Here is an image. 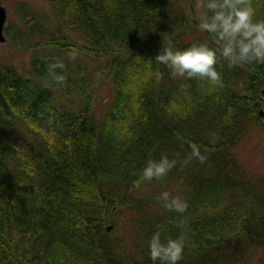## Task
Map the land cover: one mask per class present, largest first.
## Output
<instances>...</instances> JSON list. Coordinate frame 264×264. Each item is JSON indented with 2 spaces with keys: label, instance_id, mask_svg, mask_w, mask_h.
Here are the masks:
<instances>
[{
  "label": "trees",
  "instance_id": "16d2710c",
  "mask_svg": "<svg viewBox=\"0 0 264 264\" xmlns=\"http://www.w3.org/2000/svg\"><path fill=\"white\" fill-rule=\"evenodd\" d=\"M46 1L55 27L20 2L19 22L4 28L31 49L32 75L0 63V264H152L151 234L162 225L175 236L181 220L179 264H264V173L237 155L264 132V64L221 57L213 88L155 61L169 39L219 53L198 29L201 0ZM252 3L264 17V0ZM45 61L64 64L62 83ZM192 143L204 163H185ZM162 154L175 167L143 181ZM164 190L187 201L184 214L163 209Z\"/></svg>",
  "mask_w": 264,
  "mask_h": 264
},
{
  "label": "clouds",
  "instance_id": "9594fccd",
  "mask_svg": "<svg viewBox=\"0 0 264 264\" xmlns=\"http://www.w3.org/2000/svg\"><path fill=\"white\" fill-rule=\"evenodd\" d=\"M198 7L203 10L198 19V29L215 39L219 53L206 40L181 49L169 39L155 61L165 65L173 78L201 79L213 88H222L221 73L216 68L221 57L230 68L243 64H264V17H258L252 0H201ZM76 56V52H73L71 59H76ZM63 68L64 64L60 61L49 65L48 75L52 82H63L64 76L56 71ZM189 147L191 155L185 163L192 158L204 163L206 157L201 154L199 147L194 143ZM175 165L176 161L167 155L162 154L159 159L149 158L141 169V179L159 181ZM156 199L169 212L184 214L188 208L182 196L173 195L167 190L161 191ZM178 227L181 230L173 236L167 234L164 226L157 225L147 241V252L152 264H179L182 260L189 235L183 220Z\"/></svg>",
  "mask_w": 264,
  "mask_h": 264
},
{
  "label": "rangeland",
  "instance_id": "374dc122",
  "mask_svg": "<svg viewBox=\"0 0 264 264\" xmlns=\"http://www.w3.org/2000/svg\"><path fill=\"white\" fill-rule=\"evenodd\" d=\"M20 2L30 4L31 7L36 8L40 16L44 18L45 25L46 21H48L49 25H53L54 27L57 25V20L51 10L50 4L46 0H0V4L6 9L4 27H6L7 24H16L19 22L20 12L18 11L17 3ZM10 28L14 30L15 25L10 26ZM68 33L75 36L71 31H68ZM31 53V49L15 47L10 43L6 36L4 41H0V63L4 65H12L19 73H23L27 76L32 75ZM76 59L81 58L80 56H77ZM84 60L87 61V58L84 57ZM48 64H50V62L45 61V65L47 66ZM106 90L107 88L105 86L103 89V95L106 93ZM237 150V155L244 168L259 176L264 173L263 131L258 132V134L253 132L247 143L240 146Z\"/></svg>",
  "mask_w": 264,
  "mask_h": 264
},
{
  "label": "water",
  "instance_id": "95a60500",
  "mask_svg": "<svg viewBox=\"0 0 264 264\" xmlns=\"http://www.w3.org/2000/svg\"><path fill=\"white\" fill-rule=\"evenodd\" d=\"M5 17H6V10L0 4V41H3L5 39L4 35L2 33L3 25H4V22H5ZM260 114H263V111H260ZM110 228H111V226H108L107 229H110Z\"/></svg>",
  "mask_w": 264,
  "mask_h": 264
}]
</instances>
